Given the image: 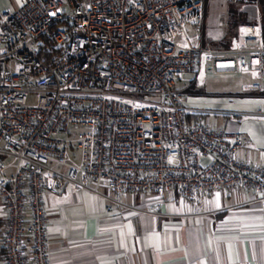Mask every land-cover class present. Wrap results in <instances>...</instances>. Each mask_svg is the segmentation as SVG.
<instances>
[{
	"label": "built area",
	"instance_id": "obj_1",
	"mask_svg": "<svg viewBox=\"0 0 264 264\" xmlns=\"http://www.w3.org/2000/svg\"><path fill=\"white\" fill-rule=\"evenodd\" d=\"M257 0H228L239 8ZM205 0H24L0 12V236L7 264H50L44 196L64 185L161 214L164 195L204 201L238 187L264 196V166L239 160V132L211 129L177 83L250 73L264 94L260 21L229 47L193 43ZM202 73V74H200ZM196 115L195 120H188ZM125 192L150 193L140 204Z\"/></svg>",
	"mask_w": 264,
	"mask_h": 264
},
{
	"label": "crops",
	"instance_id": "obj_2",
	"mask_svg": "<svg viewBox=\"0 0 264 264\" xmlns=\"http://www.w3.org/2000/svg\"><path fill=\"white\" fill-rule=\"evenodd\" d=\"M23 2L0 0V12L15 10ZM190 76L179 81L185 85L177 83L190 97L184 105L213 130L239 132V160L264 166V94L207 95L203 80L196 88L195 75ZM197 108L218 112L205 114ZM149 196L125 192L122 201L140 204ZM44 214L50 264H264V196L252 189L208 191L205 200L197 202L169 192L156 215L64 185L57 194L44 196ZM7 218L0 198V236ZM0 264H7L1 245Z\"/></svg>",
	"mask_w": 264,
	"mask_h": 264
},
{
	"label": "rangeland",
	"instance_id": "obj_3",
	"mask_svg": "<svg viewBox=\"0 0 264 264\" xmlns=\"http://www.w3.org/2000/svg\"><path fill=\"white\" fill-rule=\"evenodd\" d=\"M228 9L227 0H208V9L201 31L198 32L191 25L186 26L185 30L188 38L192 40L193 43H196V38L202 36L205 44L215 48L219 44L226 42L231 34L228 29L230 20ZM259 13V8H257V11L251 14V22H253L254 19L259 20ZM190 77V74L185 75L184 80L188 81ZM254 80V75L250 73L212 74L208 71L203 79V92L207 95L227 96L240 92L242 84L253 82ZM185 81L179 82L178 85L180 87L185 85ZM188 101H190V97L183 94V104ZM197 109L200 112L205 114L209 113L211 115L218 112L217 110L208 108ZM209 118L214 120L213 116H209Z\"/></svg>",
	"mask_w": 264,
	"mask_h": 264
},
{
	"label": "trees",
	"instance_id": "obj_4",
	"mask_svg": "<svg viewBox=\"0 0 264 264\" xmlns=\"http://www.w3.org/2000/svg\"><path fill=\"white\" fill-rule=\"evenodd\" d=\"M227 5L229 6L228 14L230 16V20L228 23V29L231 34L226 42L219 44L216 48L229 47L230 38L237 32L238 27L241 25L251 24V14L257 11V8H259V12H260L259 21H260V26H261V31H262V39L264 43V0H257L256 2L247 4L243 6L242 8H239L238 6H235L229 3L228 0H227ZM249 6H255V7L252 9H249ZM207 9H208V0H205V5H204V16L205 17H206ZM202 44L205 47L209 46L205 44L203 39H202ZM198 93H200V91H198ZM196 117H197L196 115H189L187 118L190 121V120H195Z\"/></svg>",
	"mask_w": 264,
	"mask_h": 264
}]
</instances>
